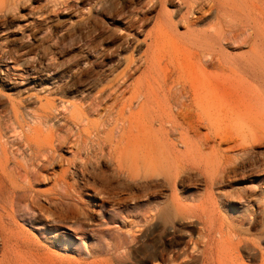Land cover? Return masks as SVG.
Returning <instances> with one entry per match:
<instances>
[{
	"label": "bare ground",
	"instance_id": "1",
	"mask_svg": "<svg viewBox=\"0 0 264 264\" xmlns=\"http://www.w3.org/2000/svg\"><path fill=\"white\" fill-rule=\"evenodd\" d=\"M33 3H38L41 7L28 9L26 13H23V10ZM175 4L177 8L171 10ZM59 11L64 15L63 19L56 18ZM77 15L79 18L74 19ZM263 15L252 0H0V198L7 195L6 202L0 199V264H26L24 257L27 251L24 250H29L32 256H36L34 255L36 246L12 229V215L8 210L12 211L21 198L28 200L30 210L38 213L39 218L42 219L45 216L46 223L50 221L81 224L93 218V212L86 210L88 205L83 203L82 198H77V209L72 207V195H70L72 186L69 183L68 170L65 168L60 175L49 174L46 178L44 177V180L52 183L55 188H64L65 195H58L53 190L47 193H37L33 190L31 182L41 179L38 171L34 172L33 168H39L40 163H43L42 167L46 163L48 167L52 166L56 159L53 154L62 149L66 139L58 138L55 141L57 146L49 149L52 155L50 152L48 154L51 157L45 156L40 146L39 136L44 131L42 128L53 122L55 106L49 98L43 105L33 107L27 105V102L31 101L28 97L31 88L35 91L44 90L49 95L54 94L53 91L58 83L57 44L61 40L73 39L76 36L82 40L96 38L102 36L106 29H109V33L120 36L123 45L118 46L117 50L114 49L102 55L101 62L106 63V66L111 64L105 70L102 71L101 68L99 71L90 69L83 71L82 75L86 78L81 81L84 84L80 97L86 99L93 93V97H88V101H85L90 103L94 112L100 114L99 109L102 104L108 101L111 103L118 98V94L122 95L128 88L126 85L130 79L132 80L133 75L140 71L133 84L135 102L130 101L119 112L120 116L124 117L127 110L126 120L129 128L136 129L137 133L131 135L128 141L130 150L123 149V152L117 155L115 162L113 161L112 177L97 172L96 168L88 169V160L83 161L82 157H79L81 164L78 165L80 166L76 164L75 158L72 161L67 160L68 165L77 166L78 175L83 178L78 194L79 196L84 194L90 199V203L100 209L105 208L106 204H110L119 211L130 204L146 202L145 204L148 205V210L139 227L140 233L117 243L118 264H128L126 258L138 260L141 264H221L220 260L215 259L210 246L214 242L215 233L219 235V240L223 239L222 231L213 232V225L208 216L205 213L197 215V205H189L178 191L189 189L190 185L198 187L200 183L197 177L204 179L207 188L212 187L215 181V176L197 164V136L199 138L200 135L196 134V130L197 103L201 104L200 102L205 101L207 104L213 100H217L218 103V97L211 96V93H214L213 90L208 93L210 90L197 89L196 82H193L189 88L175 91L165 86L168 74L167 66L163 64L161 58L160 36L162 32L168 33L167 29H169L180 37L194 41L208 51V58L211 57V59L204 57L207 58L205 60L208 63L212 64L217 46L223 48L224 42L232 39L226 36L224 27L227 28L231 24H249L256 38L250 52L233 59L220 51L219 59L225 66H233L245 75L253 76L260 84L259 88L253 86L250 88L252 95L245 110L248 118H256L264 115ZM25 17L26 19H23ZM19 19L23 20L16 23L15 21ZM149 21L153 23V29L148 32L145 25ZM62 22H68L71 29L64 27L66 33L57 42V32ZM180 25L185 27L184 34L177 33ZM133 31L136 34L145 32L146 43L147 38L150 41L145 45L146 49L140 53L137 51V60L123 55L131 46ZM61 43H59L60 46ZM235 43L237 44V41ZM241 43L245 44V42ZM120 58L125 59L126 66L116 73L114 68ZM83 64L82 67L86 68L88 61L85 60ZM219 64L218 62L217 67H220ZM70 68L69 72L73 74L79 71L81 66L77 64ZM176 68L178 75L185 70L184 66L181 67V62L178 66L176 64ZM64 75L69 77L66 72ZM89 78L91 80L86 83ZM1 90L16 91L20 95L3 96ZM175 95L188 98L192 111L184 112L183 107L187 108L186 104L179 99L176 100L173 97ZM218 96L223 100L224 97L221 98L220 94ZM172 104L176 106V112L171 107ZM59 110L61 111L60 108ZM62 111L68 112L74 119H84L83 110L78 105L63 107ZM204 117L206 119L207 116ZM178 119H181V122ZM171 131L176 132L177 135H171ZM259 141L257 137L251 138L242 148L247 156L246 162L249 163H247L249 167L252 164V152ZM206 144L209 145V143ZM261 146L258 145V148ZM83 147L84 151L88 150L86 142H83ZM77 150L79 152L80 144ZM231 159L228 161H233ZM244 162L241 164H246ZM241 171L242 169L240 173ZM86 175L90 176L93 183L87 179ZM204 182L201 184L204 185ZM167 191L170 192L169 195ZM156 200L160 201L155 202ZM189 228H196L199 236L193 237ZM155 234L162 237L164 242L170 241L171 245L167 246L163 241H160L158 245H152L151 241ZM177 238L182 240L176 242ZM245 242L246 240L240 239L234 243L231 248L233 254L238 253L240 244ZM252 245L254 249L262 253L264 263L262 249L254 240ZM233 254L234 260L240 259L239 254L237 256Z\"/></svg>",
	"mask_w": 264,
	"mask_h": 264
},
{
	"label": "rangeland",
	"instance_id": "2",
	"mask_svg": "<svg viewBox=\"0 0 264 264\" xmlns=\"http://www.w3.org/2000/svg\"><path fill=\"white\" fill-rule=\"evenodd\" d=\"M252 1L257 4L258 8L264 14V0ZM35 7L41 6H39L38 3H33L31 6H27L23 10V13ZM171 8V10L177 8L176 4ZM63 16L61 11H59L56 18L63 19ZM262 17L264 18V15ZM78 18L77 15L74 19ZM23 19H26V17ZM23 19L16 20L15 22L20 23V20ZM149 22L145 25V29L148 32L153 29V23ZM64 27L71 29L68 22H62L57 32V42L60 41L61 36L66 33ZM224 28L226 29V36L232 39L224 42L223 48L217 46L216 53L212 58V64L206 61L208 58V51L197 45L194 41L180 37L169 29H167L168 33L162 32L160 36V48L162 49L161 58L163 64L167 66L168 74L165 86L175 91L176 89L189 88L193 82H196L198 86L197 89L203 91L210 90L208 93L213 90L214 93L212 92L211 96L218 97V103L217 100H213V102L210 101L209 103L207 102V104L205 101L200 102L202 105L197 103L196 130V134L200 135L199 138L197 136V164L200 165L203 170L215 176V181L212 187L207 188L203 181L204 179L202 177H197L200 183L198 187L190 185L188 186L189 189H185L184 191L179 189L178 191L189 205H197V215L205 213V215L208 216L213 225V232L222 231L224 235L223 239L219 240V235L215 233L214 242H212L210 246L216 260H220L221 264H264L262 262V253L254 249L252 245V241H256L259 248H261L264 253V236H262L264 235V158H262L264 156V115L250 119L245 111L246 105L252 95V89L250 88L252 86L259 88L260 84L253 76L248 74L245 75L233 66H225L223 62H221V59H219L220 51L230 55L233 59L248 54L255 44L256 38L249 24H231L229 27L227 26L226 28L225 26ZM184 29L185 27L180 25L177 29V33L184 34L186 32ZM108 30L109 29L103 31V37L97 36L96 38L82 40L76 36L73 39L61 40L59 42H62L61 46L59 43L57 44L59 48V50L57 48V52H59L56 55V77H58V83L53 91L54 94L52 93L53 95H49L47 92H44V90L35 91L32 90V88L29 91L28 97L31 98V101L27 102V105L31 107L40 104L43 105L47 98H49L53 101L55 106L53 122L43 127L42 129H44V131L39 136L40 146L42 147L44 155L51 157L52 153L49 149L52 146H57V142L55 141L60 137L66 139V144L62 146V149L53 154L56 159L52 166L48 167L49 165L46 163L44 167H42L43 163H40L39 168H36V162H34L35 168H33V170L34 172L38 171L37 173H39L41 179L40 181L31 182L33 190L37 193H47L53 190L58 195H65L64 188H55L52 183L44 180V177L46 178L49 174L60 175L62 169L65 168L68 170V179L72 186L70 190V195H72V207L77 209V198H82L83 203L88 205L86 210L93 212V218L89 221H83L81 224H66L63 222L56 223L50 221L46 223L44 222L45 216L42 217V219L39 218L38 213H33L30 210L28 200L21 198L20 202L15 205L13 210H8V212L12 215L11 219L14 223H12V229L14 232L36 246L34 248V255L36 256H32L29 250H24L27 251L24 257V263L26 264H118L119 255L116 246L117 243L120 240H128L130 236L140 233L139 227L148 210V205L145 204L146 202H141L136 205L130 204L120 211L110 206V204H106L105 208L100 209V207L90 203V199L84 194L83 196H79V186L81 187L83 178L81 175H78V168L76 165L67 164V160L72 161L74 158L76 159L77 165L81 164L79 157H82L83 161L88 160V169L92 170V168H96L97 172H102L105 176L112 177L114 162L117 155L123 152V149L130 150L128 141L137 133L136 129L129 128L126 120L128 117L127 110H125L124 117L120 116L119 112H121L130 101H133V103L135 102V100H133V84L135 79L139 76V73H141L140 71H137V73L133 75L132 80L130 79L126 85L128 88L124 90V95L122 94L123 96L118 94V98L115 99L117 101L112 100L111 103L108 101L103 103L105 105L102 104L99 109L100 114L94 112L90 107V103L86 102L88 101L87 99H89L88 97H93V93L89 94L86 99L80 97L82 93L80 91L84 84L81 81H84L83 79L86 78L85 75H82L84 74L83 71L89 69L91 71H99L101 68L102 71L105 70L111 64L106 66V63H102V55L105 54V52L107 53L114 49L117 50L118 46L123 45L120 36L109 33ZM133 33L134 34L131 36V46L127 50V53H123V55L124 57H132V59L137 60L138 53L146 49L145 45L149 44L150 41L147 38L146 43V33L143 31L138 34L134 31ZM169 35L172 36L170 37ZM106 36H108V38ZM230 41L231 43H229ZM236 41L237 44L235 43ZM240 41L245 42L246 45L242 44ZM105 47L109 48L106 49ZM100 48L102 49L101 51ZM137 51L139 52L137 53ZM87 53L91 54L89 55ZM208 59L210 60L211 57ZM85 60L88 61V66L86 68H84V66L82 67ZM215 60L217 61L215 62ZM172 61H174V64ZM180 62L181 67L184 66L185 70L178 75L176 64L178 66ZM218 62L220 63V67H217ZM75 63L81 66L79 71H76L78 77L77 75L75 76L76 72L73 74L69 72L71 69L70 67L76 66ZM216 63L217 65H215ZM98 65L101 66L99 67ZM125 66V59L120 58L119 63L116 64L117 68L115 67L114 69L116 73H119ZM219 68L221 69L219 70ZM65 72L69 77L64 75ZM188 74H191V76L194 75V77ZM73 75L75 76L74 80ZM248 78H250L249 81ZM90 80V78L87 79L86 83H89ZM168 82H172V84ZM77 91L78 93H76ZM1 93L3 96L11 95L12 97L20 95L16 91L8 90H1ZM217 94H220L221 98L224 97L225 94L227 96L225 95L223 100H221ZM173 97L186 104L187 108L183 107L184 112L192 111L188 98L179 97L178 95ZM184 98L185 100L183 101ZM73 104L78 105L80 109L83 110L84 119H74L68 112L65 113V111H62L63 107H69V105L71 106ZM199 105L202 106V108ZM171 107L174 112H176V106L172 104ZM58 114H60V116ZM204 116H207L206 119ZM178 120L181 122V119ZM60 122H62V124ZM174 133L176 132L171 131V135H177V133ZM255 137L260 139V141L256 143L255 150L252 152L253 165L251 164V167H249V163L246 162L247 156L242 151V148L244 145H247L249 139ZM83 142L88 144L87 151H84ZM206 143H209V145ZM79 144L80 150L78 152L77 149ZM258 145L259 147L262 145L261 148H258ZM48 152H50L51 155L48 154ZM85 154H87V156H85ZM258 154L260 155L258 156ZM74 155H76V157H74ZM228 159L233 161H228ZM257 159L259 160L257 161ZM18 160L21 161L20 159ZM45 162H47L46 159ZM60 162L61 164L59 165ZM243 162L246 164H241ZM41 167L42 169H40ZM240 168L242 169V173H240ZM52 170L55 171V173ZM86 177L93 183L90 176L86 175ZM201 181L204 182V185H202L203 182ZM75 183L77 185H75ZM166 193L168 195L170 194L168 191ZM0 199L6 202L7 195L5 194ZM158 201L160 200H156L155 202ZM259 207L261 208L260 210L258 209ZM189 231L193 237L194 235L195 237L199 236V231L196 228H189ZM155 235L156 236L153 237L151 241L152 245H158L160 241H163L162 237L157 234ZM258 238L261 239L259 240ZM240 239L246 240V242L241 243L239 252L233 254L234 252L231 251V248L234 243ZM181 240L182 238H177L176 242ZM163 243H166L167 246L171 245L170 241H163ZM232 254L235 256L239 254L240 259L234 260ZM126 262L128 264H141L138 260L136 261L132 258H126Z\"/></svg>",
	"mask_w": 264,
	"mask_h": 264
}]
</instances>
